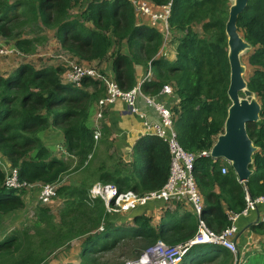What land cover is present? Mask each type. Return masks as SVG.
Masks as SVG:
<instances>
[{
	"label": "trees",
	"instance_id": "trees-1",
	"mask_svg": "<svg viewBox=\"0 0 264 264\" xmlns=\"http://www.w3.org/2000/svg\"><path fill=\"white\" fill-rule=\"evenodd\" d=\"M142 1L155 9L171 3L166 51L174 48L172 59L162 50V24L153 26L151 17L138 15L125 0H0V37L32 58L41 48L53 45L71 60L111 75L124 91L137 86L140 68L151 69L153 78L142 84V92L156 97L170 85L174 96L167 98L180 144L191 153L207 151L224 133L231 106L226 35L231 0ZM141 17L151 23L141 22ZM237 25L252 46L245 65L251 74L245 79L248 89L260 99L261 114L259 122L248 123L246 128L258 151L247 185L238 181L229 164L228 173L222 174L221 160L196 161L194 178L204 201L203 218L216 233L231 226L229 214L246 209L248 196L253 200L264 197V0H249ZM44 60L21 63L11 74L0 75V158L18 171L22 182L56 184L55 199L63 202L62 210L56 222L51 211L54 204H42L39 221L32 229H24L27 223L21 226L16 215L26 207L30 193L8 189L0 164V229L5 221H19L13 234L0 241V264H61L74 241L80 243L78 259L66 264H107L96 255L119 245L127 248L130 241L140 243L138 248L132 247L133 258H125L134 260L158 242L176 247L193 239L197 218L182 212V202H168L175 205L173 211L161 209L164 215L159 227H153L146 216L134 218L130 227L113 223L103 201L90 197L97 182L141 195L162 189L170 175L168 145L157 136L146 135L135 144L129 162L116 156L106 132L96 141L95 129L89 125L95 107L107 94L103 82L87 77L78 88L65 80V65ZM109 64L111 74L105 71ZM50 129H56L65 140L61 148L52 144L62 154L53 152L44 141ZM103 146L106 160L90 165ZM83 170L90 179H68ZM179 215L183 216L177 219ZM20 229L25 231L18 232ZM252 230L263 237V250L251 259L264 264V222ZM205 246L216 249L204 251ZM234 262V256L222 247L195 245L181 264ZM246 262L244 257L243 264Z\"/></svg>",
	"mask_w": 264,
	"mask_h": 264
},
{
	"label": "built area",
	"instance_id": "built-area-1",
	"mask_svg": "<svg viewBox=\"0 0 264 264\" xmlns=\"http://www.w3.org/2000/svg\"><path fill=\"white\" fill-rule=\"evenodd\" d=\"M125 1H128L134 6L138 15L151 17L153 26L162 24L165 35V43L162 50H164V54L168 56L170 50L168 49L166 51V48L169 46L168 38L171 37L168 24L171 13V3L155 9V7L147 1ZM13 52L21 54L18 50L8 48L6 46V41L0 37V56L5 57ZM57 57L62 59L64 65L67 67L68 71L65 75V80L68 83L81 88L82 81L88 77L103 82L107 88V94L104 99L100 100L97 113L95 114L94 138L96 141L102 137V120L106 109L114 105L118 100L124 101L132 113L139 114L140 117L144 118L145 115L139 112L136 104L137 98L142 97L149 106L155 109L160 117V121L157 123H151L146 120L144 122L145 129L150 132L149 135L161 138L168 145L170 153V175L167 183L162 189L141 195L131 190L120 191L116 185L111 183L97 182L90 189V197L92 199L102 200L109 214L127 213L136 209L139 205H146L149 201L164 200L168 203L171 200H175L176 202L184 203L185 207L189 208L197 218V232L193 239L187 243L176 247H169L163 242H158L153 247L144 251L138 259L127 260V264H181L184 257L195 245H215L222 247L234 256V264H242L240 252L235 242V237L238 233L236 223L241 215H246L249 211L255 210L259 204L264 203V197L253 200L248 196L246 209L241 214H229V219L232 224L222 233H216L208 226L206 220L203 218L204 201L196 185L194 167L199 158L211 157L212 147L207 151L191 153L186 151L180 144L178 133L174 125V114L171 109V103L161 100L163 97H173V88L170 85H166L162 89L160 96L156 97L144 94L141 89L142 84L153 78V73L150 69L136 87L129 91H124L119 87L118 83L111 75L106 76L101 74L92 65L80 64L76 60H71L69 56L65 54L58 55ZM89 158H91V156ZM1 160L2 158H0V164L5 173V186L8 189H26L29 193L31 191L36 192L37 189H39V202L43 205H50L53 203L58 190L56 184H30L22 182L18 171L12 169L9 165L3 164ZM221 172L222 174H227L228 167L222 166ZM28 216L30 217L31 214Z\"/></svg>",
	"mask_w": 264,
	"mask_h": 264
},
{
	"label": "crops",
	"instance_id": "crops-1",
	"mask_svg": "<svg viewBox=\"0 0 264 264\" xmlns=\"http://www.w3.org/2000/svg\"><path fill=\"white\" fill-rule=\"evenodd\" d=\"M141 22L148 23L147 20L149 18L141 17ZM149 20V24H150ZM6 46L10 49L17 50L13 43H7ZM173 49L169 51L168 58L172 59L173 57ZM60 54H64L63 51H60ZM24 56L23 54H18L13 52L12 54L5 56V57H20ZM3 57V56H0ZM28 58V56H25ZM12 61V60H11ZM13 63V62H12ZM19 66V65H18ZM106 73L111 74V64L105 65ZM7 68L3 67L0 63V70L1 71H9L11 66H6ZM147 74V70L144 68H140L138 70V83L139 81ZM162 101H166L171 103L167 98L163 97ZM137 107L139 112L145 115L144 118L140 117L139 114H134L129 109L128 105L122 101L118 100L114 105L109 106L106 109V115L103 118L102 126H103V133L102 136L104 137V131L106 135L109 137V141L113 143V148L111 152H115V155H121L124 158V161H130L132 159L133 149L135 144L138 140L146 135H149L150 132L145 129L144 122L147 120L151 123H157L160 121V117L155 111V109L149 106L142 97H138L136 101ZM97 110L95 107L94 111ZM96 113V112H95ZM95 113L93 115L92 121L90 122V127L94 129V119ZM47 141V144H57V148L61 147L65 144L64 138L61 136L60 132L56 129H50L47 134H44V141ZM57 140L58 142H54ZM56 146V145H55ZM5 165L8 166L5 160H1ZM227 162V161H226ZM228 163V162H227ZM229 164V163H228ZM223 166L228 167L226 164H222ZM230 165V164H229ZM231 166V165H230ZM35 192V191H34ZM34 192L32 194H34ZM36 198L39 197V189H37L36 193L34 194ZM28 197V196H27ZM27 202H30L28 197ZM31 207L33 206L32 204ZM168 208V210H175L174 204L166 203L164 200H155L149 201L146 205H139L136 209H133L127 213L123 214H116L111 216L110 220L117 224H126L130 223V227L133 226L134 218L138 216H146L154 217L155 215L160 216L161 220L163 219V213L161 209ZM182 212H192L183 207ZM182 214V213H181ZM19 217L20 222L22 224L26 222H22V218L26 216L25 208L21 210L17 215ZM183 215H179L177 219L181 218ZM17 222V219H16ZM151 222V221H150ZM264 222V203H261L257 206L255 210L249 211L246 215H241L237 220V228L238 233L235 237V242L240 252V257L244 262V257L253 258L257 255L258 252L263 250V237L258 234L256 231L252 230V226L257 225L258 223ZM153 226V225H152ZM155 227V226H153ZM80 243L77 241L72 242V248L70 251V255L65 257L61 260V264H66L67 262L77 261L78 253H79V245Z\"/></svg>",
	"mask_w": 264,
	"mask_h": 264
},
{
	"label": "water",
	"instance_id": "water-1",
	"mask_svg": "<svg viewBox=\"0 0 264 264\" xmlns=\"http://www.w3.org/2000/svg\"><path fill=\"white\" fill-rule=\"evenodd\" d=\"M248 1L234 0L230 6L226 35L231 69L228 89L231 106L225 122V131L217 137L211 151L213 159L225 160L231 165L238 181L244 185H247L253 173L250 166L254 162V154L258 151L248 135L246 126L248 123L259 122L261 114L260 102L247 87L244 78L247 67L241 60V55L252 49L239 32L237 25L239 15L247 7Z\"/></svg>",
	"mask_w": 264,
	"mask_h": 264
},
{
	"label": "rangeland",
	"instance_id": "rangeland-1",
	"mask_svg": "<svg viewBox=\"0 0 264 264\" xmlns=\"http://www.w3.org/2000/svg\"><path fill=\"white\" fill-rule=\"evenodd\" d=\"M234 3V0L230 1L229 6H231ZM243 34V33H241ZM9 44V43H8ZM55 46L53 45H49L48 47L44 48V49H40L38 51V54H36V56L34 58L32 57H25V56H20V57H0V63L3 65V67L7 68L6 66H11L9 71H1L0 70V75H9L11 74L17 67L18 65H20L21 63H25L28 61H35V59H45L44 61H49V60H53L54 62H57L58 64H62L64 65V61L62 59H60L59 57H57L60 54V50H57L54 48ZM248 52H245V54L241 55V60L242 63H244L246 65V58H247ZM12 60V61H11ZM13 62V63H12ZM247 66V65H246ZM250 71L247 68V70L244 73V78H247L250 76ZM243 96V95H242ZM258 101H260L259 98H256ZM106 112V111H105ZM97 113V110H96ZM93 118V117H92ZM103 122V120H102ZM49 147L53 150V152H57L58 154H62V152L60 150H57L55 145H49ZM61 148V147H58ZM105 150L106 147L103 146L102 147V151L99 152V154L97 155V157L94 159H92L90 161V165H94L97 166L100 164V162L106 160V155H105ZM64 152V151H63ZM119 158L122 157L121 155H118ZM123 158V157H122ZM124 159V158H123ZM127 162V161H126ZM129 162V161H128ZM221 163L224 164H228L225 160H221ZM85 170H83L82 172H78V173H73L71 175H68L69 178L71 180H75L76 178L80 177V176H85L88 179H90V177L86 176V174H84ZM83 173V174H82ZM91 176V175H90ZM67 177V176H66ZM66 178V180H68ZM33 191L30 192V202L26 204L25 210H26V217L22 218V222H27V226L24 229H32L35 226V222L38 220L39 221V213H38V207L42 206V203L39 202L38 198H36V196H34V194L36 192H34V194H32ZM27 197V199H28ZM62 201L59 200H54V202L52 203V208L51 211L55 214V220L56 222L58 221V213H60V211L62 210ZM32 204L33 206L31 207ZM36 207V208H35ZM31 214V216L29 217L28 215ZM193 214V213H192ZM116 215V214H111V216ZM194 215V214H193ZM151 221V225L155 226V227H159L163 224V221L161 220L160 216L155 215L154 217H148ZM19 223V221L16 222V220L14 221V223L11 220L5 221L4 224H2V228L0 229V241L9 237L10 235L13 234V232L16 230L15 228H17V224ZM21 223V222H20ZM21 226L23 225L22 223L20 224ZM124 226H130V223H126L123 224ZM46 225L45 223L41 224V228H44ZM18 232H24L25 230L20 229L17 230ZM30 231V230H29ZM15 234V233H14ZM22 233H20L21 235ZM105 238H103L102 240H104ZM105 241V240H104ZM113 241V240H112ZM140 243H134V242H129L127 245V248L124 245H119L118 247H116L113 250H106L102 253H98L96 255L97 258L100 259V261L106 262L107 264H127V260L129 259H125V258H133V250L132 247L136 246L137 248L139 247ZM215 247H211V246H205L203 247L204 251H213L215 250ZM127 261V262H126ZM126 262V263H125ZM244 263V262H243ZM246 264H256L255 261L251 258L247 259Z\"/></svg>",
	"mask_w": 264,
	"mask_h": 264
},
{
	"label": "clouds",
	"instance_id": "clouds-1",
	"mask_svg": "<svg viewBox=\"0 0 264 264\" xmlns=\"http://www.w3.org/2000/svg\"><path fill=\"white\" fill-rule=\"evenodd\" d=\"M128 191V190H127ZM132 191V190H131ZM123 214V213H122ZM242 259V258H241ZM242 262H243V260H242ZM243 264V263H242Z\"/></svg>",
	"mask_w": 264,
	"mask_h": 264
},
{
	"label": "bare ground",
	"instance_id": "bare-ground-1",
	"mask_svg": "<svg viewBox=\"0 0 264 264\" xmlns=\"http://www.w3.org/2000/svg\"><path fill=\"white\" fill-rule=\"evenodd\" d=\"M214 247V246H213Z\"/></svg>",
	"mask_w": 264,
	"mask_h": 264
}]
</instances>
